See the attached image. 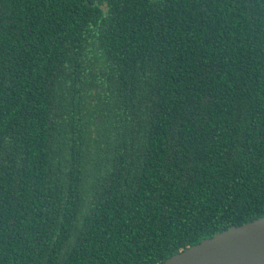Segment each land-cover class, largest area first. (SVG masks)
Wrapping results in <instances>:
<instances>
[{"label":"trees","instance_id":"obj_1","mask_svg":"<svg viewBox=\"0 0 264 264\" xmlns=\"http://www.w3.org/2000/svg\"><path fill=\"white\" fill-rule=\"evenodd\" d=\"M264 215V0H0V264H158Z\"/></svg>","mask_w":264,"mask_h":264},{"label":"water","instance_id":"obj_2","mask_svg":"<svg viewBox=\"0 0 264 264\" xmlns=\"http://www.w3.org/2000/svg\"><path fill=\"white\" fill-rule=\"evenodd\" d=\"M158 264H264V215L231 225Z\"/></svg>","mask_w":264,"mask_h":264}]
</instances>
